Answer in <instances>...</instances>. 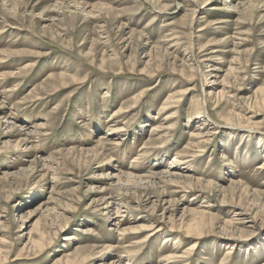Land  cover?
I'll list each match as a JSON object with an SVG mask.
<instances>
[{
    "label": "rangeland",
    "instance_id": "1",
    "mask_svg": "<svg viewBox=\"0 0 264 264\" xmlns=\"http://www.w3.org/2000/svg\"><path fill=\"white\" fill-rule=\"evenodd\" d=\"M0 264H264V0H0Z\"/></svg>",
    "mask_w": 264,
    "mask_h": 264
},
{
    "label": "bare ground",
    "instance_id": "2",
    "mask_svg": "<svg viewBox=\"0 0 264 264\" xmlns=\"http://www.w3.org/2000/svg\"><path fill=\"white\" fill-rule=\"evenodd\" d=\"M204 112V110H202V113ZM208 119V118H207ZM40 126L41 125H44L43 123L42 124H39ZM45 125H46V123H45ZM152 129H155V128H152ZM199 129H201V126L199 127ZM102 139H103V137H102ZM195 154V153H194ZM137 158V157H136ZM167 172L168 171H166L165 173L167 174ZM169 174H168V176H177V175H179V174H176V173H172V172H168ZM127 177H129L130 175L129 174H127L126 175ZM198 182V181H197ZM188 183V182H187ZM180 184V183H179ZM174 185V184H173ZM175 186H177V184L175 185ZM178 188H180V190H182V191H186L188 188H191V186L190 185H183L182 186V184H181V186L179 185V186H177ZM194 192V191H193ZM106 207V206H105ZM104 207V208H105ZM108 209V208H107ZM116 211V215H115V217H123V214H121V210H120V208H118L117 207V209L115 210ZM125 210H123L122 212H124ZM193 212V211H192ZM196 214V213H195ZM200 214V213H199ZM197 215V214H196ZM194 219V218H193ZM118 221V220H117ZM121 221V220H120ZM119 221V222H120ZM196 221V220H195ZM190 222V221H189ZM198 222V221H197ZM195 223V226H192V225H188V227L186 228V229H184V232L186 233V236H193V235H196L197 233H199V230H197V224H196V222H194ZM173 225V224H172ZM180 228H181V226H179ZM166 228V227H165ZM173 228V231H174V229H176L175 227H172ZM133 229V228H132ZM135 230L134 231H141V232H146V234H145V238H149V236L151 237V236H153L155 233H157V232H159L161 229H163L162 227H161V223L159 224V223H157V221L155 222L154 221V223H151V224H149V225H145V224H140V225H138V227H135L134 228ZM171 229V228H170ZM94 229L92 228V226H86V227H84V228H79V231L80 232H82V233H85V234H88V233H90V232H92ZM172 230V229H171ZM177 230H179V229H177ZM176 230V231H177ZM144 238V239H145ZM168 238L167 237H165L164 238V240H165V242H167L168 240H167ZM81 244V243H80ZM85 247H88V245L87 244H82V245H80L79 246V249H81V248H85ZM89 248V247H88ZM185 253H186V251H185ZM228 253H230V252H228ZM67 255H69V253L67 254ZM168 257H173V255L171 256V255H169ZM177 261V260H176Z\"/></svg>",
    "mask_w": 264,
    "mask_h": 264
}]
</instances>
